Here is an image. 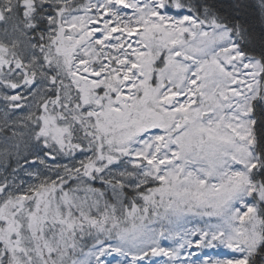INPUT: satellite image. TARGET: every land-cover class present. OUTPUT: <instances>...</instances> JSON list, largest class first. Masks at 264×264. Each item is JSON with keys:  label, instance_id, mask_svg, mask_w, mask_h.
Listing matches in <instances>:
<instances>
[{"label": "snow or ice", "instance_id": "obj_1", "mask_svg": "<svg viewBox=\"0 0 264 264\" xmlns=\"http://www.w3.org/2000/svg\"><path fill=\"white\" fill-rule=\"evenodd\" d=\"M0 264H264V0H0Z\"/></svg>", "mask_w": 264, "mask_h": 264}, {"label": "trees", "instance_id": "obj_2", "mask_svg": "<svg viewBox=\"0 0 264 264\" xmlns=\"http://www.w3.org/2000/svg\"><path fill=\"white\" fill-rule=\"evenodd\" d=\"M218 252H219V253H223V250H222V249H221L220 251H217V250H211V251L209 252V254L212 255V256H216Z\"/></svg>", "mask_w": 264, "mask_h": 264}, {"label": "rangeland", "instance_id": "obj_3", "mask_svg": "<svg viewBox=\"0 0 264 264\" xmlns=\"http://www.w3.org/2000/svg\"><path fill=\"white\" fill-rule=\"evenodd\" d=\"M217 251H220V250H217Z\"/></svg>", "mask_w": 264, "mask_h": 264}]
</instances>
